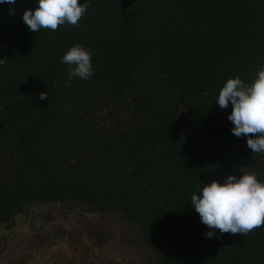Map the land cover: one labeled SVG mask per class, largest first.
Segmentation results:
<instances>
[{
	"label": "trees",
	"instance_id": "16d2710c",
	"mask_svg": "<svg viewBox=\"0 0 264 264\" xmlns=\"http://www.w3.org/2000/svg\"><path fill=\"white\" fill-rule=\"evenodd\" d=\"M79 2V27L36 33L23 12L38 0L0 3V255L57 203L64 217L127 228L148 264H264V227L208 238L191 205L242 166L264 181V153L216 102L229 77L250 81L264 64V0ZM77 43L94 75L65 87L62 57Z\"/></svg>",
	"mask_w": 264,
	"mask_h": 264
},
{
	"label": "clouds",
	"instance_id": "9594fccd",
	"mask_svg": "<svg viewBox=\"0 0 264 264\" xmlns=\"http://www.w3.org/2000/svg\"><path fill=\"white\" fill-rule=\"evenodd\" d=\"M16 0H0V3L15 4ZM89 8V4L79 0H38V6L25 9L23 23L28 30L36 33L42 28L57 31L61 25L79 27V22ZM14 14V9H10ZM92 50L77 43L63 55L62 63L67 65L65 87H70L74 78L88 80L94 75ZM8 61L0 58V65ZM251 80L245 81L239 75L229 77L216 99L221 109L229 102L232 111L228 115L234 125L231 129L236 137H247V146L252 153H264V64L250 73ZM48 92L39 94L46 100ZM239 176L230 174L223 182L213 179L203 183L199 192L191 196V205L201 222L209 231L205 234L213 238L215 231L221 234L248 235L257 228L264 227V181L248 167H240Z\"/></svg>",
	"mask_w": 264,
	"mask_h": 264
},
{
	"label": "rangeland",
	"instance_id": "374dc122",
	"mask_svg": "<svg viewBox=\"0 0 264 264\" xmlns=\"http://www.w3.org/2000/svg\"><path fill=\"white\" fill-rule=\"evenodd\" d=\"M56 205L49 203L36 210L29 229L20 232L16 240L10 238L0 264H148L147 252L140 248L136 236L128 234L130 242L122 238L127 228L117 231V225L102 216L64 217L50 209ZM48 209L51 217L45 212ZM48 228L59 234L40 241Z\"/></svg>",
	"mask_w": 264,
	"mask_h": 264
}]
</instances>
